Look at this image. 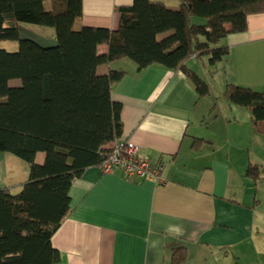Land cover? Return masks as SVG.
I'll return each mask as SVG.
<instances>
[{"label": "crops", "instance_id": "obj_1", "mask_svg": "<svg viewBox=\"0 0 264 264\" xmlns=\"http://www.w3.org/2000/svg\"><path fill=\"white\" fill-rule=\"evenodd\" d=\"M131 3L83 0L77 27L114 30L115 8ZM33 40L55 45L53 34ZM222 44L229 54L214 69L195 59L186 64L210 87L203 99L177 71L137 72L129 60L98 68L100 75L108 68L125 72L112 91L122 105L121 138L159 168V180L85 169L72 182L71 211L51 239L57 264H172L179 249L186 252L183 264H264V180L244 177L248 164L264 168V137L254 131L249 112L223 96L227 83L264 94V13L249 16L247 31ZM105 52L98 47V54ZM193 138L205 141L197 152ZM26 176L21 161L0 154V189L18 191Z\"/></svg>", "mask_w": 264, "mask_h": 264}, {"label": "trees", "instance_id": "obj_2", "mask_svg": "<svg viewBox=\"0 0 264 264\" xmlns=\"http://www.w3.org/2000/svg\"><path fill=\"white\" fill-rule=\"evenodd\" d=\"M115 12L114 30L78 28L83 0H0V42L18 45L14 52L0 50V154L27 168L17 194L0 189V264L59 262L51 239L71 211L72 182L87 168L101 170L123 132L122 105L112 100V91L125 72L108 68L100 75L98 68L129 60L137 72L177 71L203 99L210 87L187 62L206 59L211 69L222 63L229 54L223 40L246 32L248 17L264 13V0H178L173 8L132 0ZM22 24L51 28L55 45H39L33 38L41 34ZM28 32L30 37H21ZM160 34L167 36L158 39ZM223 96L246 109L264 137V94L227 83ZM204 143L193 138L191 150ZM244 177L264 180V168L248 164ZM185 261L183 249L172 252V264Z\"/></svg>", "mask_w": 264, "mask_h": 264}, {"label": "built area", "instance_id": "obj_3", "mask_svg": "<svg viewBox=\"0 0 264 264\" xmlns=\"http://www.w3.org/2000/svg\"><path fill=\"white\" fill-rule=\"evenodd\" d=\"M111 149V155L101 167L102 173H111L118 169L131 180H159L158 169L152 167L147 160L137 157V147L132 142L121 138Z\"/></svg>", "mask_w": 264, "mask_h": 264}, {"label": "rangeland", "instance_id": "obj_4", "mask_svg": "<svg viewBox=\"0 0 264 264\" xmlns=\"http://www.w3.org/2000/svg\"><path fill=\"white\" fill-rule=\"evenodd\" d=\"M45 7H46V9H49L50 8V4L49 3H46V6ZM193 20H196V22H198L197 19H195V18ZM20 26H23L24 29L29 30V31L34 30V31H36V33L41 34L42 36H46V37H49L51 34H53L52 33L53 32L52 29L51 28H48V27L46 28V27L32 26V25H26V24H22ZM24 29H22V33H24ZM28 36L30 37L29 32H28V35L21 34V37L22 38H25V37H28ZM165 36H167V34H160L158 36V39H162ZM17 49H18V45H17L16 42H8V41L7 42H0V50H6V51H9V52H14V51H17ZM203 62H206V59H204ZM206 64H207V62H206ZM15 83H18V82H14V84ZM41 157H43V155H40L38 157L37 162H38L39 158H41ZM38 163H41V161L38 162ZM19 191L20 190L13 191L12 194L15 195Z\"/></svg>", "mask_w": 264, "mask_h": 264}]
</instances>
